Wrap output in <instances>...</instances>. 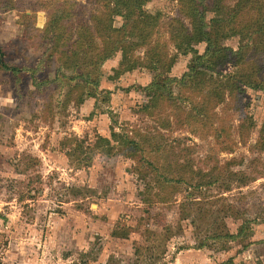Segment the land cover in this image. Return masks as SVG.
Wrapping results in <instances>:
<instances>
[{
	"label": "trees",
	"instance_id": "obj_1",
	"mask_svg": "<svg viewBox=\"0 0 264 264\" xmlns=\"http://www.w3.org/2000/svg\"><path fill=\"white\" fill-rule=\"evenodd\" d=\"M150 1L0 0V11L19 12L17 22L24 27L21 39L25 44L46 51L35 72L31 66L24 69L8 62L14 55L13 49L0 47V79L7 72L25 79L24 87L29 81L33 83L31 99L37 104L43 101L42 109L55 119L59 109L63 107L65 112L73 100L80 105L90 97L99 98L104 92L102 67L118 53L122 58L113 68L111 80L138 68L155 73L153 81L144 87L149 101L141 110L158 121L157 135L145 133L139 127L132 128L131 134L114 130L111 138L102 135L91 147L112 156L118 152L112 142L118 141L122 152L136 161L134 173L145 182L140 195L148 215L143 219L160 227L161 232L146 228L150 242L146 246L137 245V254L141 256L137 263L148 264L149 259L142 254L144 248L149 258L151 254L157 257L164 254L169 240L184 232L186 222L196 228L201 240L196 248L216 246L225 238L227 242L221 245L225 251L231 250L234 242L249 246L255 232L253 219L246 217L250 201L247 193L241 191L234 203L225 193L256 181V169L251 173L236 170V166L244 165V159L197 160L193 147H167L161 142L160 128L172 129L170 115H173L175 127L187 128L197 136H215L214 147L222 151L233 152L240 142L248 144L257 127L247 99L248 88L264 91V0H237L235 5H230L229 0H173L178 3L176 14L167 20L162 12L147 9ZM40 11L47 17L42 27L38 26ZM222 11L225 15L220 14ZM209 13L216 15L210 23ZM119 17L124 19L122 26L116 25ZM237 36V49L225 44L227 39ZM203 44L206 50L202 54L199 46ZM180 54H192L189 70L181 78L173 77L171 72ZM217 58L227 61L234 70L225 73L217 68L214 65ZM52 72L58 76L50 80ZM65 87L69 90L57 104L56 90ZM174 87L186 92L180 101L174 97ZM235 113L240 115L239 126L233 123ZM74 142L76 146L67 151L68 156L83 167L91 158L84 157L89 155L80 143L82 139L65 137L61 145L65 149ZM251 147L254 152L264 151V128ZM25 158L22 172L34 169L33 157L27 156V162ZM180 194L184 195L180 217L172 225L168 210ZM231 217L243 219L237 233L228 227ZM202 228L209 231L205 233ZM134 230L132 226H118L114 236L128 238ZM111 261L120 262L116 258Z\"/></svg>",
	"mask_w": 264,
	"mask_h": 264
},
{
	"label": "rangeland",
	"instance_id": "obj_2",
	"mask_svg": "<svg viewBox=\"0 0 264 264\" xmlns=\"http://www.w3.org/2000/svg\"><path fill=\"white\" fill-rule=\"evenodd\" d=\"M236 1L228 3L235 5ZM177 4L173 0H151L147 9L162 12L167 20L176 14ZM18 14L16 10L0 11V47L13 49L14 55L8 62L24 69L31 66L37 72L46 51L29 47L21 39L24 27L17 22ZM220 14L225 15V12ZM215 16L209 13L208 22ZM46 19L45 12L40 11L38 26L42 27ZM123 23V18H117V26ZM225 44L237 49L239 37L229 38ZM199 50L205 53L206 45L199 46ZM121 58L122 54L118 53L103 65L101 89L104 92L98 99L90 97L80 105L73 100L65 112L63 107L59 109L60 114L55 119L49 118L42 109L43 101L37 104L31 99L33 83L29 81L24 87L25 79L7 72L0 79V264H138L141 256L137 254V245L146 246L150 242L146 228L161 232L160 227L154 223L149 225L143 219L148 215L140 195L145 182L133 171L134 158L122 152L118 141L112 142L118 150L116 155L91 148L100 136L111 138L114 130L131 134L132 128L139 127L151 135L158 133V121L141 110L149 101L144 87L153 81L155 73L138 68L113 81L109 77ZM191 58L192 54H180L171 76L183 77L189 70ZM214 65L225 73L234 70L227 61L218 58ZM57 76L52 72L49 78L53 80ZM68 90L67 87L56 90L57 104ZM174 93L178 100L186 96L181 88L174 87ZM247 99L257 127L248 144L240 142L233 152L214 147L213 135L197 136L187 128L175 127L173 115H170L173 128L161 127L160 132L161 142L167 147H193L197 160L244 159V165L236 166V170L251 173L256 169V181L225 193L233 203L240 198L241 191L247 193L250 201L246 217L254 221L253 242L249 246L234 242V247L225 251L221 246L227 242L225 238L216 246L196 248L201 240L196 228L186 222L184 232L169 240L164 254L159 257L151 254L149 258L147 249H143L148 264H264V151L254 152L251 147L264 128V91L248 88ZM239 116L234 114L235 126L240 124ZM74 136L83 141L80 143L89 155L84 157L91 158L83 167H78V161L73 157L72 161L67 153L76 142L65 149L61 145L65 137ZM235 137L240 141L237 134ZM27 156L33 157L34 169L22 172L26 165L22 160ZM183 200L184 195L180 194L168 210L172 225L178 223ZM242 223L243 219L228 218L232 233H237ZM118 226H132L135 230L128 238H120L114 236ZM204 228L207 233L209 230ZM88 254L89 260H85ZM93 257H97L96 260ZM113 258L120 262L111 261Z\"/></svg>",
	"mask_w": 264,
	"mask_h": 264
},
{
	"label": "flooded vegetation",
	"instance_id": "obj_3",
	"mask_svg": "<svg viewBox=\"0 0 264 264\" xmlns=\"http://www.w3.org/2000/svg\"><path fill=\"white\" fill-rule=\"evenodd\" d=\"M86 260V259H85Z\"/></svg>",
	"mask_w": 264,
	"mask_h": 264
}]
</instances>
